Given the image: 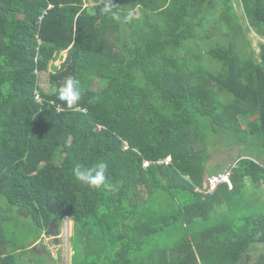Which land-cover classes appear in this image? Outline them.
Masks as SVG:
<instances>
[{
    "label": "trees",
    "instance_id": "16d2710c",
    "mask_svg": "<svg viewBox=\"0 0 264 264\" xmlns=\"http://www.w3.org/2000/svg\"><path fill=\"white\" fill-rule=\"evenodd\" d=\"M104 2L0 0V264H41L30 247L67 219L72 264H264V165L237 155L205 188L227 170L206 174L209 131L245 118L264 150V43L257 57L232 0H113L129 23ZM241 2L264 39V0ZM99 163L111 188L73 175Z\"/></svg>",
    "mask_w": 264,
    "mask_h": 264
},
{
    "label": "rangeland",
    "instance_id": "374dc122",
    "mask_svg": "<svg viewBox=\"0 0 264 264\" xmlns=\"http://www.w3.org/2000/svg\"><path fill=\"white\" fill-rule=\"evenodd\" d=\"M232 3L234 9L236 10L235 13L240 21L245 38L250 44L251 49L256 51V56L258 57L260 46L264 43V39L250 28L241 0H232ZM219 12L220 8H217L213 11L214 14H219ZM211 27L212 24H209L206 28L209 29ZM66 56L67 53L63 52V57L65 58ZM62 62L63 60L57 61L55 62V65L59 66ZM50 72L51 71L38 73L39 86L41 90H44L45 92L49 91L50 89ZM37 94H40L39 91H37ZM243 124H245V118L240 117L239 125L241 133L238 134H235L234 132H229L227 134L220 132V134L215 133L213 137L211 136V132H208V137L210 138L209 143L212 145L210 146L211 157L207 161L206 174L210 175L222 171V169L225 168L229 162L231 163L236 159L237 155L250 154L256 162L264 165V155H262L264 153H261L264 150L260 149L259 141L256 142L250 138L251 135L248 134V130L245 131V125ZM204 129L208 131L209 126H204ZM232 130H234V127L230 129V131ZM226 168H228V166ZM258 187L259 188L256 191L261 194V196H263L264 188L261 185ZM251 190L254 193V186ZM74 228V222L71 219H67L59 227L58 234H43L41 239L30 247L42 257L43 261L41 264H72V256L74 254ZM256 250L260 251L255 253L253 252L251 254L252 260L255 259L254 257L256 255L258 256V254L264 250V244L260 245L258 248H256ZM30 257H32V254L25 255L26 264H32ZM245 263L249 264L244 260L240 262V264Z\"/></svg>",
    "mask_w": 264,
    "mask_h": 264
},
{
    "label": "clouds",
    "instance_id": "9594fccd",
    "mask_svg": "<svg viewBox=\"0 0 264 264\" xmlns=\"http://www.w3.org/2000/svg\"><path fill=\"white\" fill-rule=\"evenodd\" d=\"M113 4V0H105L102 11L111 14L118 21L129 23L132 19L131 15L121 17L113 11ZM81 94L80 81L71 76L68 77L65 83L57 90L58 98L68 107L76 105L81 99ZM105 167L103 163H99L91 168H82L77 165L73 168V175L77 180L92 188H100L102 186L111 188L112 185L106 180ZM207 188L208 184L206 185V189Z\"/></svg>",
    "mask_w": 264,
    "mask_h": 264
},
{
    "label": "built area",
    "instance_id": "2783aa9c",
    "mask_svg": "<svg viewBox=\"0 0 264 264\" xmlns=\"http://www.w3.org/2000/svg\"><path fill=\"white\" fill-rule=\"evenodd\" d=\"M36 100L41 101L40 94H37V92H36ZM229 171H231V169L227 168V170L223 174H219L218 176L211 177L209 179L208 188L206 190V193L211 194L215 190L218 184L223 183L225 181L229 182Z\"/></svg>",
    "mask_w": 264,
    "mask_h": 264
},
{
    "label": "water",
    "instance_id": "95a60500",
    "mask_svg": "<svg viewBox=\"0 0 264 264\" xmlns=\"http://www.w3.org/2000/svg\"><path fill=\"white\" fill-rule=\"evenodd\" d=\"M52 228H55V229H57L58 230V226L57 225H54V224H52V226H51ZM51 228V229H52Z\"/></svg>",
    "mask_w": 264,
    "mask_h": 264
}]
</instances>
